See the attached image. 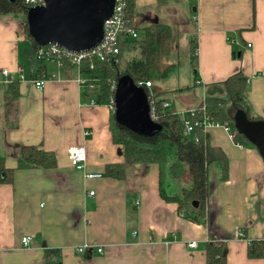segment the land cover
<instances>
[{"label": "crops", "instance_id": "1", "mask_svg": "<svg viewBox=\"0 0 264 264\" xmlns=\"http://www.w3.org/2000/svg\"><path fill=\"white\" fill-rule=\"evenodd\" d=\"M21 18L0 16V68L47 79L42 89L26 81L0 84V154L14 168L12 182L0 183V264H206L211 237L226 242V264H264V257L247 253L251 242H264L258 150L231 140L221 127L208 130L210 143L228 157L229 175L212 178L201 224L160 197L157 164H126L123 178L107 176V164L124 161L122 145L112 141L110 110L90 103L92 92L76 69L66 72L48 61L36 73ZM132 24L138 31L170 27L167 61L176 68L154 84L179 117L207 95L223 97V81L241 71L250 112L264 119V0H134ZM22 145L54 152L55 167L16 168ZM74 145L85 147V170L70 165L67 149ZM86 173L102 176L86 179ZM23 236L31 237L26 246ZM83 244L93 251L77 253Z\"/></svg>", "mask_w": 264, "mask_h": 264}, {"label": "trees", "instance_id": "2", "mask_svg": "<svg viewBox=\"0 0 264 264\" xmlns=\"http://www.w3.org/2000/svg\"><path fill=\"white\" fill-rule=\"evenodd\" d=\"M28 9L29 6L25 0H0V16L22 17L25 37L31 42L32 56L36 59V73L40 74L47 61L35 57L36 48L39 45L29 32ZM133 10L134 0H126V19L132 27H134ZM171 39L169 26L152 24L138 31L137 38L122 40L119 43L118 60L113 61L112 64L95 61L90 68L88 61L83 62L81 74L89 84L95 86L92 92L95 102L107 104L114 95L116 81L123 75H128L134 82L152 81L154 95L160 98L158 101L164 100L159 96L162 90L154 82L166 78L176 68V64L167 61ZM190 46L193 52L196 48L195 39H190ZM193 67H196L195 61ZM71 68L66 63L62 70L67 72ZM247 82V76L241 71L229 76L222 83L226 98L207 95L195 107V116L199 118L207 116L216 121H231L234 112L237 109H243L249 119H262L250 112V105L245 95ZM15 83L7 85L12 86ZM144 90L148 94L145 86ZM158 123L162 126L161 131L152 136H145L117 123L114 114L111 113L112 141L122 145L124 161L107 164L105 174L121 179L125 176L126 164H157L160 197L166 201L176 202L182 217L196 223H205L210 183L214 177L218 181L228 178V157L221 147L210 143L208 133H200L199 142L191 140L183 132L175 112L164 110L159 115ZM235 141L254 147L239 132ZM55 165L54 152L36 145L20 147L16 168H53ZM13 172L14 168L7 167L4 155L0 154V183L12 182ZM227 252L225 241L211 237L205 249L206 264H226ZM247 253L251 258L264 257V242H251Z\"/></svg>", "mask_w": 264, "mask_h": 264}, {"label": "water", "instance_id": "3", "mask_svg": "<svg viewBox=\"0 0 264 264\" xmlns=\"http://www.w3.org/2000/svg\"><path fill=\"white\" fill-rule=\"evenodd\" d=\"M29 7V32L38 45L56 44L70 51L95 47L103 34L115 0H43ZM114 117L131 131L152 136L162 129L151 119L145 90L128 76L118 78L114 87ZM234 128L258 150L264 160V120H251L243 109L232 117ZM195 205V204H194Z\"/></svg>", "mask_w": 264, "mask_h": 264}, {"label": "built area", "instance_id": "4", "mask_svg": "<svg viewBox=\"0 0 264 264\" xmlns=\"http://www.w3.org/2000/svg\"><path fill=\"white\" fill-rule=\"evenodd\" d=\"M29 7L43 5V0H25ZM126 0H115L112 14L103 23V34L100 42L93 48L81 51H70L56 44L39 45L36 48L35 57L39 59H44L45 61H52L57 64V66L62 69L67 63L72 68L76 69L78 77L77 80L80 84L88 86V89L93 92L95 86L89 84L87 79L81 74V66L83 62L88 61L89 67L92 68L95 61L112 64L113 61L118 60L119 54V43L122 40L134 39L138 37V31L129 25L126 19L125 13ZM232 41V40H231ZM247 46H250L247 44ZM196 48L193 50L192 55H196ZM35 59V58H34ZM36 60V59H35ZM46 76H26L22 68H18L15 71H11L8 68H0V84L7 85L15 81H26L34 85L38 89H42L46 83ZM199 83V81H197ZM136 85L142 87L144 86L148 90L147 99L149 103V113L153 121L158 122L159 115L164 110L172 109V105L168 100L158 101L160 98L154 95L152 91L153 83L150 80L137 81ZM115 87V85H114ZM223 98H226L223 95ZM91 104H97L94 98L90 100ZM111 113L115 111L114 95L110 98V101L105 104ZM176 113V112H175ZM177 114V113H176ZM195 108H192L182 114L181 117L177 114L180 120L183 132L194 142H199L200 133H207L211 127H221L229 136V138L235 141L237 130L234 128L233 121H216L207 116L196 117ZM84 135L91 134L89 129H84ZM236 142V141H235ZM237 143V142H236ZM239 144V143H238ZM68 160L70 165L77 170H85L86 167V150L83 145L70 146L67 149ZM86 179L100 178L102 173H86ZM88 193L93 195L94 191L89 190ZM241 235V234H240ZM31 242L30 236H23L21 243L23 246L28 245ZM189 247H195L196 242L191 241L188 243ZM94 246L89 244H83L76 246L74 249L77 253H83L86 251H93ZM95 252L98 254L103 253L102 247H97ZM52 260L56 261V258Z\"/></svg>", "mask_w": 264, "mask_h": 264}, {"label": "rangeland", "instance_id": "5", "mask_svg": "<svg viewBox=\"0 0 264 264\" xmlns=\"http://www.w3.org/2000/svg\"><path fill=\"white\" fill-rule=\"evenodd\" d=\"M189 63H190V61H189ZM191 66H194V59H193V57L191 58V64H190ZM34 86V85H33ZM35 87V86H34ZM88 91L89 92H91V90L90 89H88ZM92 94V93H91Z\"/></svg>", "mask_w": 264, "mask_h": 264}]
</instances>
